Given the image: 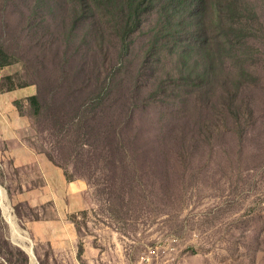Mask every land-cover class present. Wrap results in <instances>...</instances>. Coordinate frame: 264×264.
<instances>
[{"label":"rangeland","instance_id":"rangeland-1","mask_svg":"<svg viewBox=\"0 0 264 264\" xmlns=\"http://www.w3.org/2000/svg\"><path fill=\"white\" fill-rule=\"evenodd\" d=\"M196 1L0 0V264L44 215L119 264H264V0Z\"/></svg>","mask_w":264,"mask_h":264},{"label":"crops","instance_id":"crops-1","mask_svg":"<svg viewBox=\"0 0 264 264\" xmlns=\"http://www.w3.org/2000/svg\"><path fill=\"white\" fill-rule=\"evenodd\" d=\"M12 96L17 99L29 97L33 96V91L31 89L16 91ZM26 152L31 150L26 149ZM27 164L30 166L32 163L28 162L25 165ZM51 168L55 170L54 166ZM58 176V187L52 180L46 183L49 194L52 193L51 199L63 200V211L64 209L69 212L83 211L92 207L93 200L86 183L82 181L64 183L62 177ZM29 196L36 198L38 195L32 192ZM38 203L40 204L41 201ZM68 216L44 215L39 220L29 223L26 230L32 239L31 246L35 255V260L30 264H41L44 258L39 254L42 252V246H45L50 253L47 264H119L116 260L105 259V256L110 257L116 252L115 248L104 249L102 245H94L92 241L80 238Z\"/></svg>","mask_w":264,"mask_h":264},{"label":"trees","instance_id":"trees-1","mask_svg":"<svg viewBox=\"0 0 264 264\" xmlns=\"http://www.w3.org/2000/svg\"><path fill=\"white\" fill-rule=\"evenodd\" d=\"M202 1H203V0H198V1H196L197 6L201 5V4H202ZM205 25H207L206 22L204 23V26H203V25L200 26V31H201V34H202V35H205V34L207 35V26H205Z\"/></svg>","mask_w":264,"mask_h":264},{"label":"bare ground","instance_id":"bare-ground-1","mask_svg":"<svg viewBox=\"0 0 264 264\" xmlns=\"http://www.w3.org/2000/svg\"><path fill=\"white\" fill-rule=\"evenodd\" d=\"M8 215V214H7ZM28 252H30V248L28 247L27 249H26ZM31 253V252H30Z\"/></svg>","mask_w":264,"mask_h":264}]
</instances>
